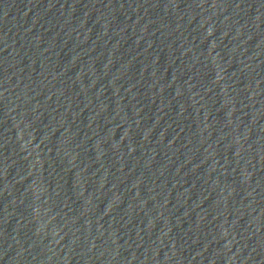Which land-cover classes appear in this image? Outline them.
Wrapping results in <instances>:
<instances>
[{"label": "water", "instance_id": "obj_1", "mask_svg": "<svg viewBox=\"0 0 264 264\" xmlns=\"http://www.w3.org/2000/svg\"><path fill=\"white\" fill-rule=\"evenodd\" d=\"M0 264H210L155 0H0Z\"/></svg>", "mask_w": 264, "mask_h": 264}]
</instances>
